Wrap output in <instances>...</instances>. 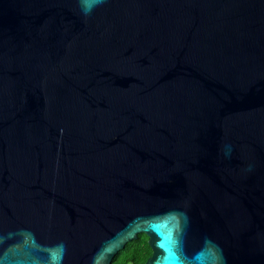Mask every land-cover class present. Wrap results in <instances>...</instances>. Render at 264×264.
I'll return each instance as SVG.
<instances>
[{"label":"water","instance_id":"95a60500","mask_svg":"<svg viewBox=\"0 0 264 264\" xmlns=\"http://www.w3.org/2000/svg\"><path fill=\"white\" fill-rule=\"evenodd\" d=\"M140 234L264 264V0H0V264Z\"/></svg>","mask_w":264,"mask_h":264},{"label":"trees","instance_id":"16d2710c","mask_svg":"<svg viewBox=\"0 0 264 264\" xmlns=\"http://www.w3.org/2000/svg\"><path fill=\"white\" fill-rule=\"evenodd\" d=\"M152 250L148 244L147 236L140 234L138 239L128 243L126 247L116 256L114 264H123L118 260L122 255H127L122 262L129 264L130 257L133 258V264H143L150 256Z\"/></svg>","mask_w":264,"mask_h":264},{"label":"snow or ice","instance_id":"6c2138e0","mask_svg":"<svg viewBox=\"0 0 264 264\" xmlns=\"http://www.w3.org/2000/svg\"><path fill=\"white\" fill-rule=\"evenodd\" d=\"M92 3H97L99 0H91ZM158 248L163 247L162 244L156 245ZM173 262L174 264H185V261L181 258L180 255L173 254ZM157 264H159V261H157Z\"/></svg>","mask_w":264,"mask_h":264},{"label":"flooded vegetation","instance_id":"af4514ba","mask_svg":"<svg viewBox=\"0 0 264 264\" xmlns=\"http://www.w3.org/2000/svg\"><path fill=\"white\" fill-rule=\"evenodd\" d=\"M147 241H148V237H147ZM150 255H151V254H150ZM126 256H127V255L124 254V255H122L121 257H119L118 260H121V263L125 264L124 262H122V260H124V259L126 258ZM130 260H131V261H129V264H133V261H132L133 258L130 257ZM115 262H116V261H115V259H114L113 264H114Z\"/></svg>","mask_w":264,"mask_h":264}]
</instances>
